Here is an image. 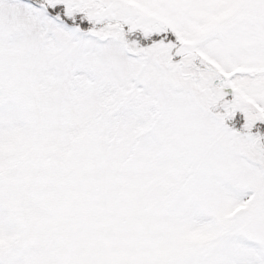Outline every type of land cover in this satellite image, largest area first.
I'll use <instances>...</instances> for the list:
<instances>
[{
	"label": "snow or ice",
	"instance_id": "1",
	"mask_svg": "<svg viewBox=\"0 0 264 264\" xmlns=\"http://www.w3.org/2000/svg\"><path fill=\"white\" fill-rule=\"evenodd\" d=\"M0 264H264V0H0Z\"/></svg>",
	"mask_w": 264,
	"mask_h": 264
}]
</instances>
